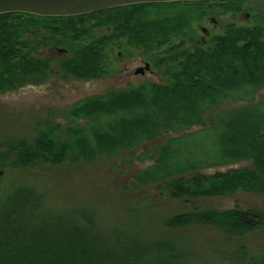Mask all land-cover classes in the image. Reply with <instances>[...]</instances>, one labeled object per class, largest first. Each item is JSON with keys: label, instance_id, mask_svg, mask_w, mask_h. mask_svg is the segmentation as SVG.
<instances>
[{"label": "trees", "instance_id": "16d2710c", "mask_svg": "<svg viewBox=\"0 0 264 264\" xmlns=\"http://www.w3.org/2000/svg\"><path fill=\"white\" fill-rule=\"evenodd\" d=\"M205 3H137L71 16L0 14V93L46 80L54 59L63 77L103 76L110 64L106 38L90 33L103 26L118 41L152 53L165 77L47 109L30 139L0 141V170L112 157L168 132L173 135L135 182L165 181L170 198L193 203L264 194V94H258L264 89V10L251 26L226 25L209 46L186 48L183 40L196 35L192 23L201 21ZM42 46H63L68 56L40 58L35 53ZM228 100L240 104L222 110L217 121L206 116ZM242 161L250 166L201 173ZM96 221L46 210L31 188L17 187L0 206V264H264V243L251 248L246 242L264 229V209L195 206L169 215L162 226L140 219L121 229ZM209 227L218 243L202 238Z\"/></svg>", "mask_w": 264, "mask_h": 264}, {"label": "rangeland", "instance_id": "374dc122", "mask_svg": "<svg viewBox=\"0 0 264 264\" xmlns=\"http://www.w3.org/2000/svg\"><path fill=\"white\" fill-rule=\"evenodd\" d=\"M248 6L252 7V3H249ZM203 7L207 10L206 5H203ZM210 9L212 8L210 7ZM213 11L212 14H214ZM203 18L202 16L200 22L193 21L192 23L198 37L201 34L199 25L204 24L202 22ZM218 19L221 20L222 25L229 22H235V27L245 25L241 19L232 18L229 14L225 17L221 15ZM91 31L92 39L99 38L103 33L102 30H97L96 27L92 28ZM213 32L215 34L220 33L219 29ZM221 33H223V30ZM125 41V39L121 42L116 41V44L112 45L114 49L112 56L116 58L118 57L117 52L121 53L120 58L122 59L117 61L118 63L114 61L121 68H117L110 75L106 73L103 76L104 79L83 80L82 82L70 81L63 78L61 72L56 73L58 64L54 59L50 62L54 72L46 80L38 84H26L15 90L0 93V141L9 138L30 139L34 135L35 123L47 116V109L55 110L69 107L85 95L102 94L108 88L110 90L126 88L125 84L122 85L124 79L123 65L137 66L141 64V58L149 62L157 73L155 82H163L165 80L162 74L163 68L155 65L153 54L142 52L140 48L130 46ZM183 41L186 48H191L189 39L185 38ZM160 52L157 51L156 55H160ZM35 54L44 59L56 56L55 53L43 50H38ZM137 78L132 80L133 86H137V82L142 81V78ZM261 93L264 94V89L258 94ZM238 104L240 102L228 100L216 107L215 110L207 113L206 116L217 121V116L222 110ZM51 120L64 123L58 117L51 118ZM194 129H197V127H192V130ZM172 135L168 132L162 133L152 141L142 143L135 149L120 152L112 157L100 155L91 161L80 160L75 163L66 161L60 165H41L29 169H1L0 206L5 203L15 188L26 186L35 192L46 210H52L56 213L71 211L75 212L76 216L95 217L97 225L102 228H104L103 225H106L113 226L116 229H121L122 226H133V224L138 226L140 219H147L158 226H162L160 221L169 215L189 211L195 206L203 209L224 210L237 208L234 207L236 201L237 206L241 209H264V194L238 192L230 197H210L195 200L193 203V201L187 199L170 198L165 191V181L151 184L135 182L134 177L136 174L154 163L158 145ZM195 145L200 146L199 141H196ZM245 166H250V163L242 161L221 167L206 168L201 173L208 175ZM157 231L159 233L163 231L164 233V228L158 227ZM190 231L192 232V229ZM214 231L216 230L209 227L208 229H202L200 234L203 236L202 238L218 243L220 237ZM246 242L251 248L262 246L264 243V229L248 235Z\"/></svg>", "mask_w": 264, "mask_h": 264}, {"label": "flooded vegetation", "instance_id": "af4514ba", "mask_svg": "<svg viewBox=\"0 0 264 264\" xmlns=\"http://www.w3.org/2000/svg\"><path fill=\"white\" fill-rule=\"evenodd\" d=\"M205 2L206 3L204 5H206L207 10L205 11L206 13L203 15L204 18H203L202 22L204 24L199 25V29H200L201 34H200V37H198L196 34V35L192 36V38H190V39L188 38L189 42L191 43V47H193V45H196V44L201 45L203 47L209 46L211 37H212V35L215 34V32H213V31L219 29V31L221 33L222 30H224V27L226 25H231V24L234 25L235 22H229L225 25H222L221 20L218 19V17L220 18L221 15L225 17L227 14H229V16L232 18L236 17V18L241 19V21H243V23H245L244 26H251L252 24H254L255 20L257 19L256 18L257 14L264 10V0H211V1H205ZM249 3H252V7L248 6ZM210 7L212 9H210ZM212 11L214 14L211 13ZM204 20H206V21H204ZM205 24L208 26H206ZM97 30L103 31L102 35H100V36L101 37L104 36L106 38L105 39L106 55L110 58V62H109L110 64L108 63L109 65L107 66V68L105 70V74L103 76H105L106 73H108L110 75L111 73H114L117 68L118 69L121 68V67H118L116 65V63H114V61L117 62L120 59H122V58H120L121 53L117 52L118 57H119V59H117L118 57L115 58L114 56H112L114 49L109 48V46L111 44L114 46L116 44V41H118L120 39H117V38H115V36L112 35V33L110 32V27H108V26H103V27L97 28ZM90 32H92V31H90ZM220 33H217V34H220ZM55 47L66 49L63 46H53V47H43L42 46L38 50L49 51V52L55 53V55L60 57V58H65L68 56V51H67V53H58L54 50ZM144 60L145 59L141 58L140 59L141 64H138L137 66H133V67H131V65H129V66L123 65L124 70H122V73L124 74V79L122 80V85L125 84V86H126V88H123V89H127L128 87L133 86L134 83H132V80H134L137 77L142 78V81L137 82L138 84L142 83L143 81L155 82V78L157 76V73L151 67L150 63L147 61H144ZM57 70H58L57 71L58 73L61 72L59 66L57 67ZM103 76H100L97 78H90V79H87L86 81L104 79ZM63 78H67L70 81H76V82H82L83 81V80L74 79L70 76H66ZM153 79H154V81H153ZM128 85H130V86H128ZM108 90H110V89L109 88L106 89V91H108ZM115 90H117V89H115ZM105 92H103V93H105ZM92 95H98V94H89V95H85L83 97L92 96Z\"/></svg>", "mask_w": 264, "mask_h": 264}, {"label": "water", "instance_id": "95a60500", "mask_svg": "<svg viewBox=\"0 0 264 264\" xmlns=\"http://www.w3.org/2000/svg\"><path fill=\"white\" fill-rule=\"evenodd\" d=\"M171 1L211 0H0V14L20 12L40 16H71L122 5ZM54 50L58 53H67L64 48L55 47ZM234 207L241 209L237 206L236 201Z\"/></svg>", "mask_w": 264, "mask_h": 264}]
</instances>
